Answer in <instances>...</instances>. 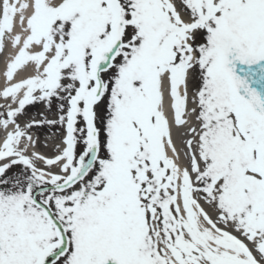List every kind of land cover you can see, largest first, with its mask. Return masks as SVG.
<instances>
[{
    "label": "snow or ice",
    "instance_id": "1",
    "mask_svg": "<svg viewBox=\"0 0 264 264\" xmlns=\"http://www.w3.org/2000/svg\"><path fill=\"white\" fill-rule=\"evenodd\" d=\"M5 39L0 264H264V0H0Z\"/></svg>",
    "mask_w": 264,
    "mask_h": 264
},
{
    "label": "bare ground",
    "instance_id": "2",
    "mask_svg": "<svg viewBox=\"0 0 264 264\" xmlns=\"http://www.w3.org/2000/svg\"><path fill=\"white\" fill-rule=\"evenodd\" d=\"M15 32L21 31V26L19 24L18 18L16 22V26L14 29ZM16 48L11 42L10 39H5L4 47L0 49V110L6 111L8 105L11 103L10 98H4L2 96L3 89L8 86L9 82L6 78V69L7 64L10 62L11 58L15 55ZM35 73L34 66L29 65L22 70H17V73L15 74L13 82H18L22 78H27L30 75H33ZM17 105L11 104V107H16ZM192 105H189L191 107ZM28 115L27 117H29ZM33 119V118H32ZM192 122L194 123V118H190ZM32 122L34 121L31 120ZM19 122L21 125L28 124L30 122L26 121L25 119H19ZM39 127H32V129L39 130ZM46 129V128H45ZM9 130H11V126L9 127ZM31 135L33 136V139L35 141L34 145L28 146V153H37L39 155L45 156V157H52L55 154H57V146L63 147L62 144V136L55 138V137H48L44 136L43 138H38L33 132L34 130H29ZM184 129H173V138L177 144L178 147H180V142L183 138ZM5 138V132L3 128H0V142L3 141ZM4 161H0V163H3ZM35 163L37 167H44L43 161L37 159L35 160ZM53 171H56V169H53Z\"/></svg>",
    "mask_w": 264,
    "mask_h": 264
},
{
    "label": "rangeland",
    "instance_id": "3",
    "mask_svg": "<svg viewBox=\"0 0 264 264\" xmlns=\"http://www.w3.org/2000/svg\"><path fill=\"white\" fill-rule=\"evenodd\" d=\"M0 111H2V109ZM28 115L30 116L27 117ZM58 115L59 113L57 111V106L55 101L53 102L51 109H49L48 106L43 102H35L33 104L26 106V109L24 110V114L21 115L19 119L20 120L25 119L28 122H32L31 120L33 119L34 121L54 120L58 118ZM38 129L39 130H35L32 128L30 129V130H34L33 132H35L38 138H43L44 136L58 138L64 132L63 127H61L58 124L52 126L45 123L43 124V126H40ZM12 171L15 172L16 169L13 168Z\"/></svg>",
    "mask_w": 264,
    "mask_h": 264
}]
</instances>
